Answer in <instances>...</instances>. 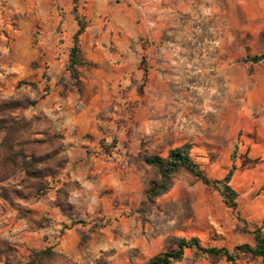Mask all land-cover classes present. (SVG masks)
Listing matches in <instances>:
<instances>
[{
  "label": "crops",
  "instance_id": "0c3cea01",
  "mask_svg": "<svg viewBox=\"0 0 264 264\" xmlns=\"http://www.w3.org/2000/svg\"><path fill=\"white\" fill-rule=\"evenodd\" d=\"M8 20L9 46L0 41V58H9L0 61L6 69L0 95L14 94L21 80L34 83L26 93L37 103L24 115L41 112L62 134L67 161L59 178L80 187L69 193V204L85 196L86 211L100 208L113 218L108 228L122 234L80 239L76 224L65 230L62 252L82 261L81 246L91 254L137 250L147 260L168 237L201 241L211 234L233 246L245 244L241 237L252 245L238 217L264 232V60H244L264 53V0H0V22ZM79 22L83 65L73 79L69 53ZM185 144L211 182L228 173L233 151L242 154L238 160L235 154L229 182L236 210L225 206L218 189L184 173L156 199L159 211L141 234L136 210L151 170L137 155L164 157ZM22 204L31 220L58 213L47 199ZM10 209L19 224V208ZM236 264L264 260L242 254Z\"/></svg>",
  "mask_w": 264,
  "mask_h": 264
},
{
  "label": "trees",
  "instance_id": "16d2710c",
  "mask_svg": "<svg viewBox=\"0 0 264 264\" xmlns=\"http://www.w3.org/2000/svg\"><path fill=\"white\" fill-rule=\"evenodd\" d=\"M83 31V24L79 22V29L73 37V46L70 49V64L68 71L73 79L76 78L77 68L83 63L79 59V35ZM252 63L264 60V53L250 56L244 59ZM22 85L33 86L30 81L21 80L16 88ZM20 92V91H19ZM37 100L30 99L28 94H19L0 101V197L5 202L20 201L32 204L38 200L49 188V183L58 177L65 168L66 155L63 151L62 134L51 130L50 120L42 113L26 117L24 111L34 106ZM43 123V128H35V124ZM46 126V127H45ZM235 154L232 153V164L228 173L220 181L206 179L198 164L189 156V145L170 150L166 156L148 155L140 151L137 160L149 167L151 177L146 185L142 200L137 209L138 216L143 225L148 223V215L156 208V199L166 194L174 179L184 173L189 174L195 180L201 181L207 186L222 185L221 195L226 207L236 210V193L229 186L231 176L235 170ZM7 183V184H6ZM70 184L77 185L76 182ZM63 183L57 190V197L65 198V206L71 207L68 201L69 191H62ZM62 200L55 205L64 211ZM42 221H34L36 229L43 227ZM243 231L253 237V244H240L230 252L224 247H204L198 238L169 237L165 243V249L150 258L147 264H173L182 260L185 250L195 251L196 258H205L211 264H216L224 259L228 264H236L242 254H248L264 260V232L261 228L249 229L245 221ZM174 248H176L174 250ZM0 258L4 264H14L8 261L11 258V249L0 242ZM8 261V262H7ZM24 264H79L69 260L65 255L58 253L51 247L32 251Z\"/></svg>",
  "mask_w": 264,
  "mask_h": 264
},
{
  "label": "rangeland",
  "instance_id": "374dc122",
  "mask_svg": "<svg viewBox=\"0 0 264 264\" xmlns=\"http://www.w3.org/2000/svg\"><path fill=\"white\" fill-rule=\"evenodd\" d=\"M10 27H13V23L11 20H8L7 22L5 21V23L0 22V31L3 33V36H4V38L0 41H2L3 45L5 46H9V42L11 40L9 36L10 33L8 35L6 34V32L8 33V30ZM35 43H36V39L34 38V44ZM0 61L2 62V65H4L5 63H8L9 58L8 56L7 58L5 56L4 58H0ZM0 71L6 72V69L0 70ZM45 75L46 74H44L42 77H44ZM25 81H28V80H25ZM27 86H30V85H25L23 90L20 88L18 91H15V93L12 94L11 96H7V95L3 96V94L0 95V101L7 100L15 96L18 97L19 94H26ZM39 113L41 112H36V114H39ZM27 115H30V114L27 112ZM34 127L40 129L44 127V124L41 122L39 124H35ZM236 155H237V160L242 157V154L240 152L237 153ZM204 168L207 170V166L204 165ZM217 170H218L217 167L214 168V172L210 175L212 178L214 177V174ZM150 177H151V174H150ZM182 177H183L182 175H179L174 180L176 179L179 180ZM55 179L57 180L55 181L52 180L49 183V188L45 192V194H43L41 197L38 198L36 202H34V203H37L38 201L42 199H47L49 201L50 207L57 208L58 210V213L51 212V211L46 212L47 217L36 215V218H35L36 220L34 221H42L41 220L42 218L45 219L43 220L44 225L43 227H41L42 229L40 228L36 229L37 225L31 222V218L29 216H26V214L24 213V207L26 206H24L20 201H15L10 204V202L8 201L5 202L0 197V242L3 243L4 246L11 249V258H9L8 261L14 264H24L28 255L32 251L42 250L44 248L51 247L53 248L54 251L65 255L72 262L79 263V264H147L148 263V260L150 258L146 260L144 258H139L135 256L138 252L137 250H134V252H132L129 255H125V254L123 255L121 252H118V249L117 250L116 249L100 250L98 254L96 252L94 254H91L89 253V249H87V247L81 246V247H78L77 249H78L79 255H81V257L84 258L82 261L81 260L74 261L68 255L62 252L61 243L63 241L64 232L65 230L72 228L76 224H79L78 227L80 229L79 230L80 239L86 238L88 235L90 234L92 235V233H94L93 235L96 237L95 238L96 240L97 239L100 240L104 236L109 237L110 235H115V236L118 235L117 237H122V234L118 229L108 228L114 224V222L112 221L113 218L109 216H105L103 215V213H100V210H101L100 208L95 210L93 214H90V212L86 211L88 208V200L86 199L85 196L83 197L82 200H80L77 206H71L70 208L66 207L65 198L62 196L57 197V190L60 187H62L63 183H69L67 187L63 186V190H62V191H69V193L74 190H80V187L78 184L77 185L70 184L71 183L70 181H61L59 178V175ZM211 187L218 189L220 193L222 191V185L215 186L213 184ZM60 200H62L61 203L64 206V209H65L64 211H61L58 207L55 206ZM10 208L14 210L16 208H19L20 210L19 224L16 223L17 220H16V217L14 216V213L13 214L10 213L11 211ZM156 211H159L158 204L156 205V208H154V210L148 215L147 217L148 223L150 222V219H149L150 215ZM59 213L62 216L66 217L70 222L68 224H65L57 220L59 218L58 217ZM136 214L138 216L137 210H136ZM129 216L131 217L132 214H130ZM138 219L140 221L139 216H138ZM148 223L146 225H148ZM59 224L61 225V227L58 226ZM141 225H142L141 234H143L146 225H143L142 223ZM81 229H84V230H81ZM133 233L134 232H132V234ZM241 238L243 240L242 243L247 244L246 240L243 237ZM167 239L163 241L157 254H159L165 249L164 243ZM200 242H201V245L204 247H212V246L224 247L228 249L230 252L235 247L233 246L234 241H229V240L226 241L225 239L218 237L217 234H214L213 236L211 234L210 237L201 238ZM121 248L122 247L119 246V249ZM175 249L176 248H174V250ZM195 254L196 253L194 250L187 249L184 252L185 257L183 255L182 260L185 259V260L194 261L198 259H205L202 257L196 258ZM5 262L6 261L3 258H0V264H4ZM180 262L181 261L173 263V264H178Z\"/></svg>",
  "mask_w": 264,
  "mask_h": 264
}]
</instances>
